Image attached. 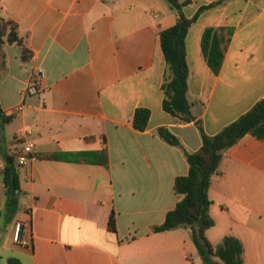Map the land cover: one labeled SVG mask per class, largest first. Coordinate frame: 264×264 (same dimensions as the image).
Listing matches in <instances>:
<instances>
[{
	"label": "crops",
	"instance_id": "1",
	"mask_svg": "<svg viewBox=\"0 0 264 264\" xmlns=\"http://www.w3.org/2000/svg\"><path fill=\"white\" fill-rule=\"evenodd\" d=\"M165 1L0 0V16L18 25L32 52L24 60L18 46L0 49V264H204L189 229L153 227L182 199L175 180L188 174L185 153L202 146L199 126L216 135L264 99V0H178L187 18L197 17L186 38L191 123L163 109L160 32L178 15ZM222 29L230 40L219 60ZM37 68L46 72L41 92L24 97ZM139 108L150 111L144 131L133 124ZM160 127L181 146L162 140ZM26 129L36 155L57 158L36 157L20 170L12 214L4 156ZM209 197V241L237 236L247 264H264V141L248 134L224 151ZM17 221L29 247L13 241Z\"/></svg>",
	"mask_w": 264,
	"mask_h": 264
},
{
	"label": "trees",
	"instance_id": "2",
	"mask_svg": "<svg viewBox=\"0 0 264 264\" xmlns=\"http://www.w3.org/2000/svg\"><path fill=\"white\" fill-rule=\"evenodd\" d=\"M177 11L176 24L160 32V42L167 63L162 89L164 92L163 109L173 117L185 123L196 120L191 104L187 98L188 79L190 69L186 53V38L194 18H187L178 0H166ZM225 1V0H224ZM222 2V1H221ZM218 2L216 4H220ZM217 30L214 35V50L221 60L230 40L229 30H225L226 40L219 47ZM5 45H15L22 49V59L29 60L32 52L28 48L27 40L20 36L18 25L0 16V49ZM214 52V53H215ZM218 60V62H219ZM150 111L139 108L135 112L134 127L144 131L148 126ZM202 137L201 148L194 153H185L189 171L175 180L174 189L182 199L170 210L161 225L154 226L155 233L187 228L204 264H247L243 241L234 235H226L218 244H212L207 238V231L214 226L210 215L212 200L209 189L213 177L219 174V166L223 153L234 146L245 135H252L264 141V99L257 102L251 110L243 114L233 123L227 125L218 134L209 136L199 126ZM158 136L168 144L180 147V140L168 128L160 127ZM101 154L107 156V151ZM40 159H56V155H36ZM6 167L3 171V182L6 187L8 211L14 214L19 208L20 180L15 167V159L5 155ZM105 164H108V160ZM108 228L116 233V215L112 210L109 215ZM8 264H21L16 258H9Z\"/></svg>",
	"mask_w": 264,
	"mask_h": 264
},
{
	"label": "built area",
	"instance_id": "3",
	"mask_svg": "<svg viewBox=\"0 0 264 264\" xmlns=\"http://www.w3.org/2000/svg\"><path fill=\"white\" fill-rule=\"evenodd\" d=\"M46 78V72L43 68H37L36 72L29 83V85L22 91V96L28 97L31 95H38L41 92L44 80ZM24 103L16 106L12 109V114H16L24 107ZM33 130L26 129L19 132L15 136V148L12 153V157L15 159V167L18 171L26 167L32 159L36 158L34 151V142L32 139ZM26 229V223L22 221L15 222L13 241L15 244L29 247L30 242L24 237V231Z\"/></svg>",
	"mask_w": 264,
	"mask_h": 264
},
{
	"label": "rangeland",
	"instance_id": "4",
	"mask_svg": "<svg viewBox=\"0 0 264 264\" xmlns=\"http://www.w3.org/2000/svg\"><path fill=\"white\" fill-rule=\"evenodd\" d=\"M163 1H165V0H163ZM166 3H167V1H165ZM169 4V3H168ZM170 8H172L171 7V5H170ZM173 9V8H172ZM1 264H7V262H2Z\"/></svg>",
	"mask_w": 264,
	"mask_h": 264
},
{
	"label": "water",
	"instance_id": "5",
	"mask_svg": "<svg viewBox=\"0 0 264 264\" xmlns=\"http://www.w3.org/2000/svg\"><path fill=\"white\" fill-rule=\"evenodd\" d=\"M0 235H1V233H0Z\"/></svg>",
	"mask_w": 264,
	"mask_h": 264
}]
</instances>
